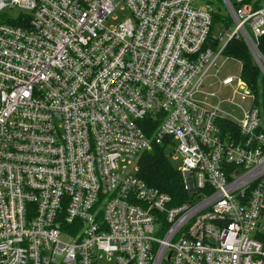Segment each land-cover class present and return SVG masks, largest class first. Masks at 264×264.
I'll list each match as a JSON object with an SVG mask.
<instances>
[{
  "label": "built area",
  "instance_id": "obj_1",
  "mask_svg": "<svg viewBox=\"0 0 264 264\" xmlns=\"http://www.w3.org/2000/svg\"><path fill=\"white\" fill-rule=\"evenodd\" d=\"M217 1L220 38L211 1L0 0V264H264L262 101L199 99L233 38L264 82V0ZM153 145L179 204L136 175Z\"/></svg>",
  "mask_w": 264,
  "mask_h": 264
},
{
  "label": "trees",
  "instance_id": "obj_2",
  "mask_svg": "<svg viewBox=\"0 0 264 264\" xmlns=\"http://www.w3.org/2000/svg\"><path fill=\"white\" fill-rule=\"evenodd\" d=\"M219 15H221L220 9L213 14L214 22L219 20ZM223 53L226 57L234 58L240 62V76L248 88L257 95V98L261 99L264 110V82L244 43L240 39L233 38L228 41ZM224 126L231 131L235 128L229 123H224ZM136 175L147 185L171 196L173 204H179L186 198L179 172L169 160L164 146L153 145L151 150L140 156Z\"/></svg>",
  "mask_w": 264,
  "mask_h": 264
},
{
  "label": "rangeland",
  "instance_id": "obj_3",
  "mask_svg": "<svg viewBox=\"0 0 264 264\" xmlns=\"http://www.w3.org/2000/svg\"><path fill=\"white\" fill-rule=\"evenodd\" d=\"M206 1L212 2L213 9H216L217 11L220 9L221 15H219L218 21L221 20L222 22L216 24L213 30V34L217 38H220L222 33L226 30V25H224V23H226L228 19L227 17H225V15H222L223 7L219 5V2L217 0H193V5L196 7L203 6ZM18 12L19 9L17 8H13V9L8 8L5 9L3 12H1L0 18H6L9 16L11 17L17 15ZM112 16H116L117 20H112L109 17L108 20L106 21V24H115L123 20L126 17V13L116 10L112 14ZM240 73H241V64L238 60L234 58L226 57L224 54L220 55L216 62V66L211 68L205 77L202 88L203 92L199 94V99L203 101V103L205 102L206 104L211 106L219 105V108L222 111L230 112L236 121H240L243 118V110L246 109L248 106V101L241 102L238 101L236 98H234L232 94L233 88L231 86L219 85V81L221 79L227 77H233L234 79H236L237 77L240 76ZM235 83L236 82L234 81L233 85H235ZM210 93H215L216 95L210 96L209 95ZM228 99L229 100L233 99L238 104V106L235 107L234 111L231 110V105L229 104V101H227ZM219 101L222 102L219 103ZM173 150L174 147L171 145L165 147V153L169 157V160L171 161L174 168H177L179 162L177 160H173L172 156H170V154L173 153Z\"/></svg>",
  "mask_w": 264,
  "mask_h": 264
}]
</instances>
